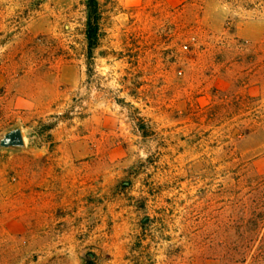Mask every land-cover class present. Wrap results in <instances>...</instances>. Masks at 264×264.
<instances>
[{
    "label": "rangeland",
    "instance_id": "374dc122",
    "mask_svg": "<svg viewBox=\"0 0 264 264\" xmlns=\"http://www.w3.org/2000/svg\"><path fill=\"white\" fill-rule=\"evenodd\" d=\"M0 0V264H264V0Z\"/></svg>",
    "mask_w": 264,
    "mask_h": 264
},
{
    "label": "trees",
    "instance_id": "16d2710c",
    "mask_svg": "<svg viewBox=\"0 0 264 264\" xmlns=\"http://www.w3.org/2000/svg\"><path fill=\"white\" fill-rule=\"evenodd\" d=\"M87 22L86 39L88 44V55L91 57L99 45L101 36V12L99 0H87Z\"/></svg>",
    "mask_w": 264,
    "mask_h": 264
},
{
    "label": "water",
    "instance_id": "95a60500",
    "mask_svg": "<svg viewBox=\"0 0 264 264\" xmlns=\"http://www.w3.org/2000/svg\"><path fill=\"white\" fill-rule=\"evenodd\" d=\"M0 146L6 149L24 150L25 140L21 129L15 128L0 138Z\"/></svg>",
    "mask_w": 264,
    "mask_h": 264
}]
</instances>
